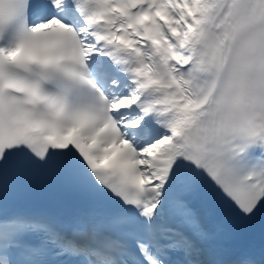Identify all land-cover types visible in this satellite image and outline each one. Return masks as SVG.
I'll return each instance as SVG.
<instances>
[{
	"label": "snow or ice",
	"instance_id": "6c2138e0",
	"mask_svg": "<svg viewBox=\"0 0 264 264\" xmlns=\"http://www.w3.org/2000/svg\"><path fill=\"white\" fill-rule=\"evenodd\" d=\"M0 264H264V0H0Z\"/></svg>",
	"mask_w": 264,
	"mask_h": 264
}]
</instances>
